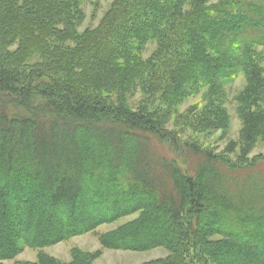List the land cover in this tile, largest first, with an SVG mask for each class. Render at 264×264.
<instances>
[{
  "label": "trees",
  "instance_id": "16d2710c",
  "mask_svg": "<svg viewBox=\"0 0 264 264\" xmlns=\"http://www.w3.org/2000/svg\"><path fill=\"white\" fill-rule=\"evenodd\" d=\"M84 1L0 0V264H93L42 249L135 213L98 234L104 248L264 264V154L249 157L264 136V0H113L79 32ZM243 73L239 144L218 153L167 127L225 129L218 97ZM26 247L37 260H14Z\"/></svg>",
  "mask_w": 264,
  "mask_h": 264
},
{
  "label": "rangeland",
  "instance_id": "374dc122",
  "mask_svg": "<svg viewBox=\"0 0 264 264\" xmlns=\"http://www.w3.org/2000/svg\"><path fill=\"white\" fill-rule=\"evenodd\" d=\"M216 1L217 0H211L212 3ZM112 2L113 0H85L82 3L84 16L78 27L79 32H85L90 28L99 26L110 9ZM155 48L156 43L147 44L143 50V56L152 54ZM257 56H259V63L264 67V48L260 47L257 49ZM247 83L248 77L243 73L234 80L225 82L223 85L224 93L220 94L218 99H221L220 103L227 110L229 115L228 124L225 129H214L202 132L195 129L184 131L182 128L186 125L182 123V120L174 121L175 118H172L168 122L167 127L172 130H179L183 139H196L202 146L208 147L218 153L226 151V149H228L233 142L239 144L243 123L241 116L239 115V103L235 97L245 88ZM206 95L207 93L204 91L188 97L174 112L171 111L173 117L179 116L183 113L186 114V111H188L191 107L196 109L201 108V106L206 103ZM140 99V93L129 96V100L134 104L139 102ZM261 109H264V104ZM238 147L235 153L230 154L231 158L235 159L239 155ZM258 154H264V136L257 140V143L251 151L249 157H254ZM138 216L139 213H135L110 223H104L100 225L95 232H88L71 237L42 250L43 252L66 263H72L74 250L97 254V258L94 259L93 264H143L145 262L167 257L169 255V250L164 247H158L146 251H137L109 249L104 248L101 245L98 234L115 230L119 226L133 221ZM39 252V249L26 247L25 250L14 260L34 262L37 260ZM14 260L8 262L12 263Z\"/></svg>",
  "mask_w": 264,
  "mask_h": 264
}]
</instances>
